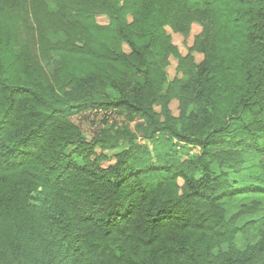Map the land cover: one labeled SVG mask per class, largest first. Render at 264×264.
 Here are the masks:
<instances>
[{
    "label": "trees",
    "instance_id": "1",
    "mask_svg": "<svg viewBox=\"0 0 264 264\" xmlns=\"http://www.w3.org/2000/svg\"><path fill=\"white\" fill-rule=\"evenodd\" d=\"M263 184L264 0H0V264H264Z\"/></svg>",
    "mask_w": 264,
    "mask_h": 264
},
{
    "label": "rangeland",
    "instance_id": "2",
    "mask_svg": "<svg viewBox=\"0 0 264 264\" xmlns=\"http://www.w3.org/2000/svg\"><path fill=\"white\" fill-rule=\"evenodd\" d=\"M97 20L99 22H105L107 21L106 17L99 16L97 17ZM167 31L170 33L172 37V41L177 45L180 53L182 55H185L188 51V48L192 45L193 37L195 34H197L200 31V26L197 24H192L191 30L188 36L184 37L178 33H173L170 31L169 28H167ZM194 58L198 61L201 59L202 55L198 52H193ZM177 66V60L174 57H170L169 65L167 66V72L169 74V77L172 78L177 74L176 71ZM157 110L159 109L158 106L155 107ZM170 108L173 114L178 113L177 109V100L173 99L170 102ZM71 120L79 126L81 129L83 135L90 139L92 136L96 135L100 129L103 128H109V127H119L120 125L125 123V117L121 113H111L108 115V118L105 117L104 113H97V114H91V113H77L72 115ZM105 120V121H103ZM136 121H131L130 126H134ZM110 130V129H109ZM99 150L97 149V152ZM115 152V150L108 149L104 151V153L112 157V154ZM110 159L107 161L105 160L103 162V165H107L110 163ZM264 185V184H263ZM258 200L259 201V207L258 210L248 216H243L239 223H242L248 219L255 218H263L264 219V194L258 193V194H252V195H240L235 200H232L230 202L225 203V208L227 212V216H230L234 211L238 208V205L241 202H250L251 200ZM237 245L239 247H244L246 245V242L241 239V237H237Z\"/></svg>",
    "mask_w": 264,
    "mask_h": 264
},
{
    "label": "built area",
    "instance_id": "3",
    "mask_svg": "<svg viewBox=\"0 0 264 264\" xmlns=\"http://www.w3.org/2000/svg\"><path fill=\"white\" fill-rule=\"evenodd\" d=\"M82 113H91V114H97V113H104L105 117L108 118V115L111 114V110H103V109H94L92 111H84Z\"/></svg>",
    "mask_w": 264,
    "mask_h": 264
}]
</instances>
